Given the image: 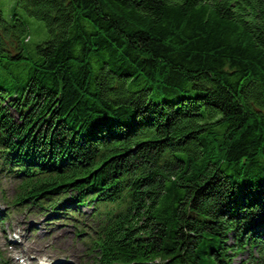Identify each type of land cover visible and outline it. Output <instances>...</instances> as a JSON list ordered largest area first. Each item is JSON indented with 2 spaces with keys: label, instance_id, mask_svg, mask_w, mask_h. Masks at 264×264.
Masks as SVG:
<instances>
[{
  "label": "trees",
  "instance_id": "16d2710c",
  "mask_svg": "<svg viewBox=\"0 0 264 264\" xmlns=\"http://www.w3.org/2000/svg\"><path fill=\"white\" fill-rule=\"evenodd\" d=\"M21 6L49 37L0 9L2 197L83 216L90 264H264V0Z\"/></svg>",
  "mask_w": 264,
  "mask_h": 264
},
{
  "label": "rangeland",
  "instance_id": "374dc122",
  "mask_svg": "<svg viewBox=\"0 0 264 264\" xmlns=\"http://www.w3.org/2000/svg\"><path fill=\"white\" fill-rule=\"evenodd\" d=\"M21 4H25V0H0V9L5 19L16 16L26 22L29 30L27 50H32L38 43L46 41L49 34L43 22L29 15ZM2 185L9 193L12 192L13 181L6 180ZM27 213H18L16 219H13V215H10V218L4 224V227L8 229L17 227L13 231L14 234H17V238L15 237L17 242L10 240L14 236L12 234H7L6 237L0 236V252L3 253L4 260H7L5 255L9 254L12 257V264H16L15 262H18V259L22 260L23 264H39L43 259L49 260L51 257L60 256L62 258L66 257L74 264H90L88 248L82 240L86 233H78V229L74 225L76 222H66L65 219L68 217L62 215L64 221L56 223L45 216L44 222L47 225L42 224L40 227H36L34 231H26L27 227L22 229L20 224L25 225L24 218L21 215ZM28 215H31L30 218L34 219L44 216L42 213ZM42 226L45 228L42 229ZM45 230L48 232H45ZM11 243L13 246H11ZM246 254L247 252L237 256L233 262H240L246 257Z\"/></svg>",
  "mask_w": 264,
  "mask_h": 264
}]
</instances>
